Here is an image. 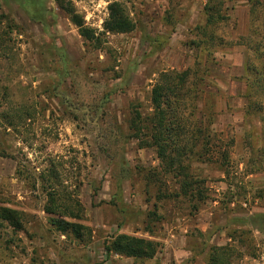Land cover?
I'll return each mask as SVG.
<instances>
[{
    "label": "rangeland",
    "instance_id": "rangeland-1",
    "mask_svg": "<svg viewBox=\"0 0 264 264\" xmlns=\"http://www.w3.org/2000/svg\"><path fill=\"white\" fill-rule=\"evenodd\" d=\"M112 1L0 0V208L22 217L18 230L0 221V264H207L211 248L223 246L230 264H252L249 256L264 252V225L256 232L251 220L264 213V122L248 113L250 51L236 43L255 0L223 1L226 19L212 44L207 0H116L136 23L124 34L103 30ZM61 4L74 7L98 43L79 35ZM197 61L206 91L198 108L205 113L215 96L212 140L229 151L228 163L208 154L170 171L132 136L130 121L135 111L151 117L162 73ZM48 170L82 204L85 242L48 223ZM180 173L203 199L181 194ZM120 233L156 241V254L107 255L104 245Z\"/></svg>",
    "mask_w": 264,
    "mask_h": 264
},
{
    "label": "trees",
    "instance_id": "trees-1",
    "mask_svg": "<svg viewBox=\"0 0 264 264\" xmlns=\"http://www.w3.org/2000/svg\"><path fill=\"white\" fill-rule=\"evenodd\" d=\"M223 1L207 0L204 6L205 25L211 28V33L205 32L204 36L211 44L214 40H218L212 32L216 28V23L226 19L222 11ZM60 8L69 15L71 22L78 28L79 35L85 41L99 42L96 31L85 26L83 18L75 12L71 4L66 7L61 4ZM107 11L108 16L103 22L105 32L124 34L135 29L136 23L124 3L113 0L108 4ZM249 14L251 25L247 36L236 44L244 45L250 51L246 62L245 79L251 97L248 113L258 114L260 120L264 122V0L252 1ZM219 40L222 41L223 38ZM203 80L198 61L194 67L162 73L150 91V104L153 109L151 117L143 118L141 113L135 111L131 118L132 136L141 140L142 146L154 148L161 163H166L170 171L178 168V171L184 172L186 167L183 163H191L208 154H219L217 157L219 162L228 163L229 151H221L222 146H218V143L213 144L212 140L215 136L211 131L215 117V96L210 99L211 104L205 108V113L198 108L206 95ZM208 101H205V104ZM205 119L207 124H203ZM144 123L146 125H143ZM9 126H14L13 121H9ZM47 174L49 176L41 174V181L47 199L44 212L48 223L61 235L85 242L86 238L90 237L91 231L80 222L84 212L82 204L72 193L61 192L57 183L49 179L57 174L55 170H48ZM186 174H184L185 179L179 183L181 194L203 199L201 191L196 190V195L191 193L193 183L188 180ZM21 218V214L14 209L0 208V221L15 230L21 229ZM251 220L253 229L260 232L264 225V213L253 215ZM249 233L251 231H245L242 235ZM157 247L158 244L154 240L124 233L115 235L104 245L107 255L116 254L139 260L152 259ZM230 248L227 246L211 248L207 264H230L232 251Z\"/></svg>",
    "mask_w": 264,
    "mask_h": 264
},
{
    "label": "crops",
    "instance_id": "crops-1",
    "mask_svg": "<svg viewBox=\"0 0 264 264\" xmlns=\"http://www.w3.org/2000/svg\"><path fill=\"white\" fill-rule=\"evenodd\" d=\"M256 232H258L257 230H255ZM252 261V264H264V252H262L259 256V258H254V257H250Z\"/></svg>",
    "mask_w": 264,
    "mask_h": 264
}]
</instances>
